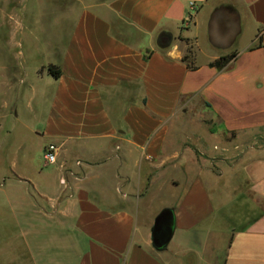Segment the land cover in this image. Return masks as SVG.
I'll return each instance as SVG.
<instances>
[{"label": "crops", "instance_id": "crops-1", "mask_svg": "<svg viewBox=\"0 0 264 264\" xmlns=\"http://www.w3.org/2000/svg\"><path fill=\"white\" fill-rule=\"evenodd\" d=\"M21 36L1 39L4 100L38 106L42 152L50 143L59 151L55 164L31 157L36 175L13 162L0 172V264H264V154L247 152L249 188L226 186L221 206L210 181L228 178L199 155L219 150L215 137L264 128V0L86 5L56 56ZM188 52L196 69L182 59ZM233 52L228 66L209 65ZM176 118L201 132L174 141ZM164 185L175 202L150 208ZM249 194L250 211L232 222L227 202L244 205ZM165 207L176 230L159 251L151 228Z\"/></svg>", "mask_w": 264, "mask_h": 264}, {"label": "rangeland", "instance_id": "rangeland-1", "mask_svg": "<svg viewBox=\"0 0 264 264\" xmlns=\"http://www.w3.org/2000/svg\"><path fill=\"white\" fill-rule=\"evenodd\" d=\"M109 0H0V64L2 38H7L10 34L21 33V39H24L25 47L33 44L35 49L48 51L49 54L59 55V42L63 41L65 36L71 30L73 23L80 10L86 6H98L100 2ZM39 38L40 41H39ZM55 39V41H54ZM49 41L54 45L49 47ZM61 45V44H60ZM32 47V48H33ZM0 71V172H4L5 164L13 162L19 167L20 172L36 175L31 162V157L37 159L43 156L42 148L48 142V139L37 134L34 128H39L44 120L40 108L36 106L34 111L27 103L22 101L11 102L6 106L4 100L6 90L2 85ZM11 96V95H9ZM170 128L173 129L174 141L182 132L187 134L201 132V126L194 121L174 119L170 122ZM204 146L208 149L209 143L205 137H202ZM212 142L219 147L215 154L203 151L201 161L205 164L209 162L210 168L220 174L225 173V181L211 180L210 185L214 197V203L217 206L224 205L225 188L228 186L237 194L246 190L249 186L245 184V156L247 152L252 155L264 154V128L248 130L244 133H232L228 136L215 137ZM176 142L170 145V148L176 146ZM222 149V150H221ZM206 150V149H205ZM30 152V158H25L24 154ZM263 152V153H261ZM241 165H243L241 167ZM173 175L178 176L177 171ZM224 180V179H223ZM216 188V189H215ZM169 188H157L151 195L147 205L150 208H156L164 202H175V196ZM225 192V193H224ZM251 200L246 204L237 202H227L233 212L232 222L241 220L252 206L253 194H249ZM228 200V199H227ZM264 207V202L262 203ZM230 213V212H229ZM206 225H212L208 222Z\"/></svg>", "mask_w": 264, "mask_h": 264}, {"label": "water", "instance_id": "water-1", "mask_svg": "<svg viewBox=\"0 0 264 264\" xmlns=\"http://www.w3.org/2000/svg\"><path fill=\"white\" fill-rule=\"evenodd\" d=\"M171 41L169 34L161 36L160 43L162 46H168ZM176 230V214L172 207L163 208L155 217L151 228V241L152 246L156 250H164L172 238Z\"/></svg>", "mask_w": 264, "mask_h": 264}, {"label": "trees", "instance_id": "trees-1", "mask_svg": "<svg viewBox=\"0 0 264 264\" xmlns=\"http://www.w3.org/2000/svg\"><path fill=\"white\" fill-rule=\"evenodd\" d=\"M236 56H237V52H233L229 55L222 56L218 59L211 61L209 63V65L212 67L224 68V67L228 66L236 58ZM182 59H183V61H185L187 63L188 68L196 69L197 66H195L193 64V60H192V56H191L190 52L185 54ZM47 69H48V72L50 74H52L54 77L59 78L61 76V73H62L61 68L58 67L57 65L50 64L47 67Z\"/></svg>", "mask_w": 264, "mask_h": 264}, {"label": "built area", "instance_id": "built-area-1", "mask_svg": "<svg viewBox=\"0 0 264 264\" xmlns=\"http://www.w3.org/2000/svg\"><path fill=\"white\" fill-rule=\"evenodd\" d=\"M196 4L192 3L191 4V9H196ZM58 151H59V148L56 144L54 143H50L48 144L44 151H43V158H44V161L47 163V164H55L58 160Z\"/></svg>", "mask_w": 264, "mask_h": 264}]
</instances>
